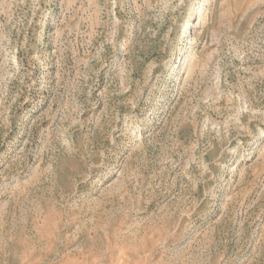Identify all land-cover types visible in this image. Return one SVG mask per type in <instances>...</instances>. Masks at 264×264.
<instances>
[{
	"label": "rangeland",
	"instance_id": "374dc122",
	"mask_svg": "<svg viewBox=\"0 0 264 264\" xmlns=\"http://www.w3.org/2000/svg\"><path fill=\"white\" fill-rule=\"evenodd\" d=\"M0 264H264V0H0Z\"/></svg>",
	"mask_w": 264,
	"mask_h": 264
}]
</instances>
